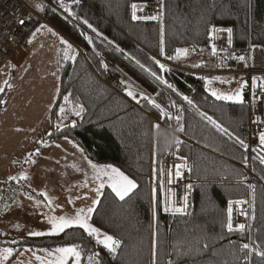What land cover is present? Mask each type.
<instances>
[{
    "label": "trees",
    "instance_id": "16d2710c",
    "mask_svg": "<svg viewBox=\"0 0 264 264\" xmlns=\"http://www.w3.org/2000/svg\"><path fill=\"white\" fill-rule=\"evenodd\" d=\"M150 1L52 0L56 8L48 16L69 40V55L75 58L62 63L49 111L50 130L36 147L52 139H70L92 163L111 164L136 181L137 187L124 200L104 188L90 220L120 245L110 253L82 229L69 228L56 235L0 242V247H14L13 255L23 247L77 246L82 264H264V256L257 255L264 251V163L260 161L264 150L249 157L247 147L237 140L246 145L240 128L247 117L246 101L216 99L208 91L210 75L197 72L211 69L175 58L177 49L194 53L209 49L216 57L213 32L218 28L231 29L234 47L243 49L250 43L264 49V0H162L159 22L133 20L132 5ZM240 55L228 54L221 68L231 69ZM156 61L165 66L163 70ZM106 62L160 107H153L145 95L134 103L120 93L125 87L117 92L106 85ZM5 90L0 94V112ZM60 114L69 120L62 126L57 124ZM206 116L228 133L217 130ZM180 126L184 131L178 137L171 130ZM178 159L190 163L195 183L186 193V208L167 214L161 206L162 172L166 161ZM248 163L256 177L250 183L244 171ZM249 190V230L229 232L228 202L245 198ZM243 244L249 248L243 249Z\"/></svg>",
    "mask_w": 264,
    "mask_h": 264
},
{
    "label": "rangeland",
    "instance_id": "374dc122",
    "mask_svg": "<svg viewBox=\"0 0 264 264\" xmlns=\"http://www.w3.org/2000/svg\"><path fill=\"white\" fill-rule=\"evenodd\" d=\"M31 5L33 8L37 10V5H39V0H25ZM39 1V2H38ZM51 24V23H50ZM52 25V24H51ZM53 26V25H52ZM54 27V26H53ZM55 28V27H54ZM38 30V31H37ZM58 32L59 30L56 29ZM63 36V35H62ZM60 36L55 30H53L50 26L46 25L45 22L35 21L34 26L28 35L24 47L25 51L29 53L27 59L19 66L15 67L10 63L4 64L0 69V89L6 88L5 96H3L4 103H6V116H10L13 120L18 119L19 122H25L30 128H32L29 132H34L35 136H37L36 141L33 143L32 147L28 149V151L20 156L18 164L19 172H15L12 170L10 172L7 170V164L9 163V158L12 154H8L7 152L0 151V177L5 176L6 173L9 174L6 177L0 178V190H5V193H0V202L3 200H7L9 198V185L16 184L15 187L21 186L22 189L25 187L27 198H48L46 197L48 193L43 192V189L49 187L50 184L56 185L59 191L64 190L62 193H66L67 188L66 184L69 183V194L66 197L69 198H89L92 193L94 184L83 185L81 181L82 173L80 170L74 169L68 170L66 166L67 158L63 154H61V148L50 147L46 145L51 140L45 142L42 147H36L37 142L41 141L43 137H45L50 130V121H49V107L51 103V99H53L54 89L56 87L55 84V71L57 67V55L60 57L59 66H62L63 62L61 61V57L65 56V49H67V45L62 43L64 38ZM65 36V35H64ZM66 41V39H65ZM69 42V40H67ZM63 46V47H62ZM68 53H70V50ZM24 51L23 60L26 58L27 54ZM211 50L202 49L199 52H191L187 51V55H184L185 63L194 67H202V68H212L215 70V63L210 57ZM197 54V55H194ZM73 56V55H71ZM20 56L19 58H21ZM14 63L18 62V59L14 60ZM56 61V63H55ZM107 65H112L114 69H117L120 74H124L120 69L115 67L113 64L106 62ZM61 69V68H60ZM198 73H204V71H197ZM119 75V74H118ZM106 77V79H105ZM122 79L116 77V75H109L103 77V81L106 85H110L113 90L116 91L115 84L119 79V86L125 87V92H120L124 96L134 103L143 95L147 96V93L144 92L140 87L128 81V79L122 76ZM121 78V77H120ZM60 79V77H59ZM59 84V83H58ZM108 85V86H109ZM109 86V87H110ZM0 91V94L3 92ZM128 91L133 92V96H129ZM118 92V91H117ZM23 103L27 106L28 111H25L22 108ZM51 108V107H50ZM21 111V114H19ZM19 114V115H18ZM22 118V119H21ZM152 123L155 122L153 118H151ZM69 120L65 117L64 114H60L57 119V124L62 126L68 123ZM71 123V122H70ZM24 124L21 123V128H23ZM21 128H17V131L20 132ZM26 132V133H29ZM171 132L178 131L176 129L171 130ZM24 133V129L20 132ZM179 135V134H178ZM179 137V136H178ZM50 144V143H49ZM10 149V147H8ZM79 151V156H82L86 161L87 159L81 153L79 147H76ZM7 149V151H9ZM37 150H39L37 152ZM55 154H59L61 157L58 161L59 167L63 165V169L61 170L57 165H53V158ZM9 155V156H8ZM56 156V155H55ZM26 158V159H25ZM78 158L75 156L74 164L80 165ZM26 161V164H23ZM173 161L168 160L169 164L172 165L173 162H176V165H180L182 161ZM88 162V161H87ZM79 163V164H78ZM89 163V162H88ZM174 165V166H176ZM176 169V167H175ZM253 173V172H252ZM62 177L65 184L63 185L58 177ZM13 178V179H10ZM77 181H75V179ZM162 190L164 181H166L165 171L162 172ZM4 183V184H3ZM91 185V186H89ZM91 190H89V188ZM186 189V193L188 191ZM66 195V194H63ZM51 196V195H50ZM51 197H56L52 195ZM58 197V196H57ZM61 197V196H59ZM50 198V197H49ZM244 198H238L233 200H241ZM229 203V202H228ZM3 204V203H2ZM0 204V210L1 205ZM161 206L163 210V200H161ZM185 206V207H184ZM183 209L186 208V195L184 202L182 204ZM173 214V213H172ZM2 212L0 211V216ZM1 221V219H0ZM34 237V236H33ZM21 239V238H19ZM19 239L15 240H6L0 235V242H15ZM11 248L12 254L8 256L6 259L4 258V250ZM14 247L6 246L0 247V264H8L7 260L9 257H14Z\"/></svg>",
    "mask_w": 264,
    "mask_h": 264
},
{
    "label": "built area",
    "instance_id": "2783aa9c",
    "mask_svg": "<svg viewBox=\"0 0 264 264\" xmlns=\"http://www.w3.org/2000/svg\"><path fill=\"white\" fill-rule=\"evenodd\" d=\"M39 1L44 5L40 11L33 8L25 0H0V69L6 63L16 64L14 63L15 59H18L17 63L23 60L24 43L36 20L48 23L50 10L56 7L52 0ZM136 6L133 12L136 13L137 17H156V19L136 20L156 22L161 20L162 0H152L147 3L136 4ZM21 21H24V23H21ZM213 43L219 67L216 70L204 71V73L210 75L217 82L229 81L232 86L244 83L247 117L240 128L246 138L248 155L251 157V152L257 150L258 147L263 148V145L260 144L259 136L261 132H264V49L250 43L243 49L234 47L231 43L230 33L224 29L220 30ZM228 54H241L240 57L243 56L245 59H237L231 69H222L221 65L228 62ZM20 56L22 57L19 58ZM112 74L123 80V74H120L112 65H107L105 76L109 77ZM119 79L115 84L118 92L120 91ZM172 133L175 136H179L176 132ZM175 164L176 162H173L172 165L166 162L164 167L167 180L164 181L162 200L163 211L167 214L176 213L165 209L181 207L187 187L195 183L191 174L190 163L181 162L182 167L179 176L175 174ZM244 170L247 173L246 181L248 183L252 179H256L252 173L250 163ZM169 171L171 172L170 176ZM236 201H241V203L237 204L235 203ZM231 202H233L231 205L229 203L227 205V219L228 209L231 207V219L234 230H237L235 228L237 224H244V230H249L252 204L251 192L246 198L231 200Z\"/></svg>",
    "mask_w": 264,
    "mask_h": 264
},
{
    "label": "crops",
    "instance_id": "0c3cea01",
    "mask_svg": "<svg viewBox=\"0 0 264 264\" xmlns=\"http://www.w3.org/2000/svg\"><path fill=\"white\" fill-rule=\"evenodd\" d=\"M39 3L42 5L41 2ZM46 25L50 26L60 36L63 35L60 31L58 32L56 28H54L50 24L49 21L48 23H46ZM220 30L222 29L218 28L214 30L213 41H214V38L220 32ZM224 30H227V29H224ZM62 37L68 40L66 36L63 35ZM26 54L27 56L24 60L16 64H12V63L10 64H12L15 67H19L27 59L29 53L26 51ZM194 55H197V54H194ZM56 57L58 59L57 60L58 62L56 64L57 67L55 71L54 80H55V84L56 82L57 84L53 92L54 95H53V99H51L50 107L54 101V98L57 92L59 77H60V72H61V69H60L61 67L59 66L60 57L58 55ZM180 57H181L180 58L181 61H185L184 56H180ZM64 59L65 57L64 58L61 57L62 62ZM211 59L215 63V67H216L215 70L218 69L219 64L217 63V58L211 57ZM210 69L214 70L212 68ZM241 85H244V83L232 86L229 81L217 82V81H214L212 77H210L208 91L212 93V91L215 90L218 93L222 92L226 94H231L239 90L241 92L240 101H242L246 99V95H245L244 88L243 87L241 88ZM240 101H228V102H240ZM25 106L27 105L23 103L22 108L25 111H28L26 108H24ZM7 111L8 110L6 108V103H4L3 109L0 112V151L4 153L7 152L8 154H12L11 157L9 158V163L7 164L8 166L7 170H9L10 168V172L13 170L15 173L17 171L19 172L20 170L17 164L19 162L20 156L24 155L28 151V149L32 147L33 143L36 141L37 136H35L34 132H29L32 130V128H30L25 122H22V120H21V123L24 124L22 126L23 128H21V123L19 122L18 119L13 120L11 118L10 120V116L8 117L6 116ZM19 114H21V111H19ZM19 127L21 128V131L24 129V133H20L21 131L20 132L17 131V128ZM26 132H29V133H26ZM46 145H49L50 147H56L57 149L58 148L62 149L60 152L61 154L67 157L65 159L67 160L66 166L68 170H71V169L73 170L74 167L75 169L80 170L81 173L83 174L81 177V181L83 185L94 184L92 186L93 187L92 193L89 196V198H69V197H66L69 194L68 193L69 183L66 184V187H65L67 188L66 193H62L64 190L59 191L56 185L50 184L49 187H46L43 189V192L48 193L46 194L47 195L46 197L48 198H27L25 187H23L24 189H22L21 186L15 187L16 184H10L9 185L10 192L8 194L9 198H7V200H3L0 202V204L3 203L1 205L2 210H0L2 212V215L0 216V219H1L0 235L8 241L19 239V238H24V237H33V236L28 235L29 232H33V231L47 233L51 229V224L48 219L49 217H57V218H59L60 216L72 217L75 215L77 209H80V208L86 209L88 206H91L92 201L94 199H97L98 194L95 191V189L100 183V179H103L105 181L107 179L106 177H100V179L96 178V174L94 170L92 169L90 164L87 162L89 160L87 159L86 161L84 158H82V156H79V151L76 148L78 146L74 142H72L70 139H67V138L52 139L51 142H48ZM8 147H10V149ZM7 149H9V151H7ZM261 149L264 150V145H263V148ZM80 151L83 154L81 149ZM55 155L53 158L54 162H51V163L59 167L58 161L61 157H59L60 156L59 154H55ZM75 156L78 158L77 160L79 161L80 165L76 166V164H74ZM23 164H26V161H24ZM59 168L63 169V165L60 166ZM180 171H181V168H180ZM9 174L6 173L5 176L3 175L0 178L6 177ZM58 179L63 185L65 184L61 176L58 177ZM74 179L75 181H77L76 178ZM92 187H90L89 190H91ZM104 188H109L107 183H105V186L102 189H100L99 197ZM2 189L0 190L1 194L5 193V190H2ZM250 192L251 191L249 190L248 195ZM63 194H66V195H63ZM50 195L51 196L55 195L56 197H51ZM101 233H104V232L101 231ZM43 236H48V235H43ZM34 237H41V236H34ZM55 249L48 250V249H39V248L33 249L29 247H23L17 251L14 257L8 262V264H41V261L37 260L36 257L37 256L41 257L45 262L52 260L55 258V255H56ZM50 252L53 253V255L51 256L48 255V253ZM72 259H73L72 257H69V261H71ZM79 260H80V257H79ZM80 264H82L81 260H80Z\"/></svg>",
    "mask_w": 264,
    "mask_h": 264
},
{
    "label": "snow or ice",
    "instance_id": "6c2138e0",
    "mask_svg": "<svg viewBox=\"0 0 264 264\" xmlns=\"http://www.w3.org/2000/svg\"><path fill=\"white\" fill-rule=\"evenodd\" d=\"M74 3H78L79 0H73ZM61 7H64L65 10L67 11V6L61 3ZM38 8H42V6L37 5ZM137 6L136 4L132 5V8L135 9ZM132 19H156V17H137L136 13L133 12L132 14ZM21 23H24V21H21ZM85 24H88L87 20L84 21ZM89 28H92L91 24H88ZM93 31H96L94 28H92ZM38 31V30H37ZM229 33L231 32V29H227ZM85 39H89L87 36ZM89 42H91L89 40ZM63 44L67 45V49H70L72 46L67 42L62 40ZM65 49V59H74V56H70L68 53V50ZM187 49H177L176 50V57L179 58L180 56L187 55ZM213 52H215V48L213 47ZM161 53L163 54V48H161ZM173 57H169V59H172ZM240 60H244L245 57L241 56L238 57ZM139 63V61H137ZM157 64H159V67L161 70L164 69V65L160 64L159 61H156ZM143 67V65H141ZM153 76H156V73H152ZM157 79L161 80V83H166L162 78L157 77ZM168 87L171 89L173 86L171 84H168ZM243 85H241V88ZM0 91H3V89H0ZM129 96H133L132 91H128L127 93ZM212 95L216 97L218 100H226V101H240L241 100V92L237 90L235 93L231 94H226L222 92H217L215 90L212 91ZM143 96V94H142ZM133 98H135L133 96ZM144 99H146L150 104L153 105V107L159 108L160 106L155 103L154 100H152L150 97L143 96ZM184 100L188 101L189 104L192 103L191 100L188 99L187 96L183 97ZM65 100H68V97L65 96ZM63 112V109H61ZM80 111H83V108L81 107ZM80 111L76 112V115H80ZM163 115V112H162ZM206 119L211 123L217 130L223 133H228V130L224 128L221 124L217 123L215 120L212 119L210 116H206ZM177 122H179L180 117H176ZM75 126V124H73ZM156 127H159V125H156ZM178 132L184 131L183 126H180L176 129ZM238 142L242 147H247V145L244 144L243 140H239L237 138ZM260 144L264 145V132L260 133L259 136ZM176 147H179L180 145V140L179 138L176 139L175 141ZM39 150H37L38 152ZM87 159V158H86ZM261 163H264V157L260 158ZM92 169L94 170L96 174V178L100 179V177H106V181L103 179H100V183L98 184L97 188L95 191L97 192V199H94L92 201L91 206H88L86 209L80 208L76 210V213L72 217H65V216H60L59 218L57 217H49V222L51 224V229L49 232H38V231H33L29 232V236H43V235H56L59 233L64 232L66 229L69 228H79L82 229L89 237L95 238V243L100 244L103 246L104 249H107L110 253H114L116 251L117 246L120 245V240L115 239L112 235L106 234V233H101V230L95 226H93L89 221L92 218V214L95 210V205L99 203V194H100V189H102L105 186V183H107L108 187L111 189V191L115 194L116 197H118L120 200H124L126 196L129 195L137 187L136 181L132 178H130L128 175H125L124 172H122L119 168L114 167L111 164H106V165H97L92 163L91 160L88 161ZM176 172L175 174L179 176L180 173V168L182 165H176ZM171 175V172L169 171V176ZM13 179V178H10ZM188 187H191L190 185ZM233 202L229 201V205H231ZM235 203L239 204L241 201H236ZM165 210H171L175 212H180L183 211V207H169L166 208ZM231 212L232 209L229 207L228 209V219L226 223V228L228 229L229 232L233 231V221L231 219ZM237 230L243 231L245 228L244 224H237L235 226ZM15 243V242H14ZM243 249H248L249 245L248 244H243L242 245ZM253 251H257L253 249ZM12 254V249L8 248L4 250V258L6 259L8 256ZM55 258L52 260H49L45 262L41 257L37 256L36 259L41 261V264H80L79 257L81 255V251L78 250L77 246H67V247H59L55 249ZM48 255H53V253H48ZM95 255V254H94ZM257 255L264 256V251H257ZM69 257H72L73 259L69 261ZM247 258V257H246ZM91 260L92 257H89ZM153 264H155V261H153Z\"/></svg>",
    "mask_w": 264,
    "mask_h": 264
},
{
    "label": "water",
    "instance_id": "95a60500",
    "mask_svg": "<svg viewBox=\"0 0 264 264\" xmlns=\"http://www.w3.org/2000/svg\"><path fill=\"white\" fill-rule=\"evenodd\" d=\"M123 75H124V78L128 79V81H130L131 83L135 84L128 76H126L125 74H123ZM256 84H257V82H256ZM258 151H261L262 152L263 150L258 147Z\"/></svg>",
    "mask_w": 264,
    "mask_h": 264
},
{
    "label": "bare ground",
    "instance_id": "6f19581e",
    "mask_svg": "<svg viewBox=\"0 0 264 264\" xmlns=\"http://www.w3.org/2000/svg\"><path fill=\"white\" fill-rule=\"evenodd\" d=\"M254 158V157H253ZM187 161V160H186Z\"/></svg>",
    "mask_w": 264,
    "mask_h": 264
}]
</instances>
